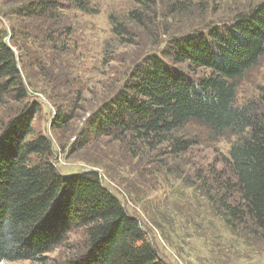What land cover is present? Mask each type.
Here are the masks:
<instances>
[{"label": "trees", "instance_id": "16d2710c", "mask_svg": "<svg viewBox=\"0 0 264 264\" xmlns=\"http://www.w3.org/2000/svg\"><path fill=\"white\" fill-rule=\"evenodd\" d=\"M136 2L139 7L128 19L143 25L157 1ZM69 9L94 11L89 0H29L12 13L29 30L44 23L47 36L55 40L63 34L55 28L62 26ZM128 25L116 21L113 31L130 35ZM222 28L175 35L158 54L137 62L123 87L88 119L74 146L100 137L132 136L158 144L173 140V148L184 151L194 142L177 132L192 120L216 135L235 136L227 161L235 181H226L223 192L208 198L229 226L250 228L264 240V109L256 100L236 102L238 80L264 55V0ZM8 34L0 29V102L22 107L0 133V264L42 263L74 229L85 234V253L66 264H167L139 219L103 185L97 171L59 172L50 138L34 127L41 104L31 99L32 83L25 82L19 61L30 79L29 66L13 48L28 49L25 41L31 35L14 29L8 42ZM56 115L57 129L74 118L60 109Z\"/></svg>", "mask_w": 264, "mask_h": 264}, {"label": "rangeland", "instance_id": "374dc122", "mask_svg": "<svg viewBox=\"0 0 264 264\" xmlns=\"http://www.w3.org/2000/svg\"><path fill=\"white\" fill-rule=\"evenodd\" d=\"M27 1L0 0V29L9 33L8 42L14 29L19 35L23 31L31 35L25 41L28 49L13 48L29 66L30 79L19 61L25 82L32 83L31 99L41 104L34 127L50 138L52 161L59 172L97 171L103 185L139 219L167 264H264V240L250 228L229 226L208 198L223 192L226 181H235L227 162L235 136L216 135L192 120L177 132L178 137L194 142L184 151L174 149L173 140L158 144L132 136L100 137L81 148L74 146L88 119L123 87L137 62L158 54L175 35L232 25L238 13L250 11L263 0H156V7L145 13L143 25L128 19L129 12L139 7L136 0H89L92 12H64L62 26L55 28L63 34L57 33L55 40L47 36L50 30L44 23L37 22L29 30L12 13ZM183 1L188 4L184 6ZM116 21H128L130 35L115 34ZM251 100L264 109V55L238 80L236 102ZM20 107L10 100L0 102V133ZM59 109L74 118L57 129L53 122L58 121ZM85 247L83 230L74 229L42 263L1 264H66L79 261Z\"/></svg>", "mask_w": 264, "mask_h": 264}, {"label": "water", "instance_id": "95a60500", "mask_svg": "<svg viewBox=\"0 0 264 264\" xmlns=\"http://www.w3.org/2000/svg\"><path fill=\"white\" fill-rule=\"evenodd\" d=\"M17 54V53H16ZM17 57H18V55H17Z\"/></svg>", "mask_w": 264, "mask_h": 264}]
</instances>
